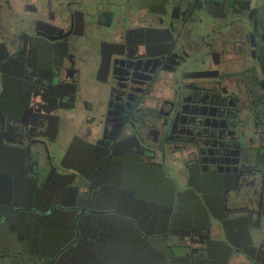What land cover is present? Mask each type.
<instances>
[{
  "label": "flooded vegetation",
  "instance_id": "af4514ba",
  "mask_svg": "<svg viewBox=\"0 0 264 264\" xmlns=\"http://www.w3.org/2000/svg\"><path fill=\"white\" fill-rule=\"evenodd\" d=\"M253 3L0 0V102L14 115L0 109V164L56 214V249H42L56 264H222L217 241L264 230ZM20 120L56 146L54 168L17 135Z\"/></svg>",
  "mask_w": 264,
  "mask_h": 264
},
{
  "label": "water",
  "instance_id": "95a60500",
  "mask_svg": "<svg viewBox=\"0 0 264 264\" xmlns=\"http://www.w3.org/2000/svg\"><path fill=\"white\" fill-rule=\"evenodd\" d=\"M252 1L253 2L255 1L256 3L258 2L257 3L258 5H261L264 7V0H252ZM25 108L27 107H24L23 109ZM0 109L6 115L12 114L11 113L12 111H9V109L6 107L4 103L2 104L0 102ZM23 109L18 107V110H19L18 115H20V111H22ZM34 112H35V118H36L34 119V121H36L41 111L39 110V108L35 107ZM18 124L20 127H18L19 129H17L18 131L17 135L20 137L26 138V141L29 147L35 148L36 146H38L36 147V149L39 152V154H42V155L46 154V156L49 157L50 163L54 168V163H56V146L51 147L48 144V142L42 141L36 136H31V131H30L29 126L26 127L25 129L21 128L24 126L21 120L20 122H18ZM5 130L6 128L0 131V138L2 139H5L6 137L5 132H4ZM51 169L52 168H48V167L43 169L45 177L51 173ZM54 171L56 175V168ZM45 186L44 188H46ZM51 194L55 195L56 192L53 191L51 192ZM0 208H1L0 210V241L2 242V239H1L2 227L10 226L12 224L16 225V222L19 220L20 214L27 213L26 212L27 206L20 205L19 203H16V202H11L8 205H3ZM35 210H36L35 208L32 209V212H30V214H33V218L39 221V219L42 217H40V215L37 212H36L37 214H35L34 213ZM47 212L50 216L53 217L54 213L52 210L49 209ZM74 215L72 216L73 221H74V218L77 216V214L75 216ZM44 217L47 218L46 216ZM247 229H248L246 231L247 238H245L243 242L241 241V245L233 244V243H230L229 241L227 242L217 241L218 244L221 246V248H219L220 253L224 254L222 251H225L227 254V258L224 262H221L222 264H232V262H234V264H264V230L259 228L258 230H255V232H252L251 229H249V227H247ZM15 230H17V238L20 240L19 244L21 245L23 252H21L18 255L15 252H12L10 250H5L2 248V243L0 242V264H9V263L11 264H56V253L48 254V253H44L42 250H39L37 248V244L34 243V240H38L37 237L33 238V237L24 236L22 235V232H19L18 228H15ZM209 232L211 234L210 230ZM43 239L45 240V238ZM46 239L48 238L46 237ZM146 242L148 241L146 240ZM215 242L216 241H214V243ZM241 248L243 249V252L241 251ZM207 251H208V247L206 249L204 248L203 249H193L192 252L194 253V256H195L193 259L195 260L196 258H198L197 254H200V256L207 257L206 256ZM250 252H253V254H257V258L255 257L256 255L255 256L250 255ZM222 256L223 255L220 256V260H222Z\"/></svg>",
  "mask_w": 264,
  "mask_h": 264
},
{
  "label": "crops",
  "instance_id": "0c3cea01",
  "mask_svg": "<svg viewBox=\"0 0 264 264\" xmlns=\"http://www.w3.org/2000/svg\"><path fill=\"white\" fill-rule=\"evenodd\" d=\"M113 1L117 2L118 0ZM257 3L254 1L253 5L255 4L254 8L259 10L261 7ZM232 34L233 32L229 33L228 36L233 37ZM43 168L46 167L44 166ZM17 170H19L17 167L14 168V166L11 165L7 166L6 164H0V207L3 205H8L11 202H16L20 205L27 206V213L20 214L16 225L11 223L13 227L12 225L2 227V242L0 241L2 243V248L15 252L18 255L23 252L22 247L19 244L20 240L17 238V230H15V228H18L19 232H22V235L24 236L33 238L37 237L38 240H34V243L37 244V248L39 250L45 248L47 251L52 252L54 249H56V214H54L53 217L48 214L46 208H44V202L36 197L37 194L34 190L32 191L31 187L26 188L25 192H23V188L26 184L22 181L15 183L14 180H11L12 176L15 177L16 173L18 172ZM34 208L36 209L34 213H38L40 217H42L39 219V221L33 218V214H30ZM44 216H46L48 219ZM46 237L48 239H46ZM43 238H45V240ZM121 238L123 239V247L126 248L124 250L126 251V254H133V257L137 262L145 259L144 257L146 256L143 253V250H140L142 247L140 249H135L139 246H136L134 243H131L128 240H125L124 237Z\"/></svg>",
  "mask_w": 264,
  "mask_h": 264
},
{
  "label": "rangeland",
  "instance_id": "374dc122",
  "mask_svg": "<svg viewBox=\"0 0 264 264\" xmlns=\"http://www.w3.org/2000/svg\"><path fill=\"white\" fill-rule=\"evenodd\" d=\"M214 37H215V36L212 35V36L210 37V40H211L212 38H214ZM197 39H198V38L195 37V39H192V41H197ZM236 39H239V40H240V37L237 36ZM213 40H216V39H213ZM217 49H218V48H217ZM235 68L237 69V67H235ZM231 72H235V73L237 72V73H239V71H231Z\"/></svg>",
  "mask_w": 264,
  "mask_h": 264
}]
</instances>
